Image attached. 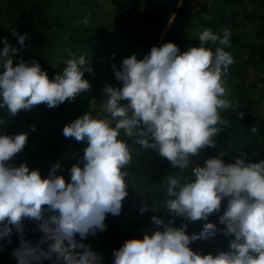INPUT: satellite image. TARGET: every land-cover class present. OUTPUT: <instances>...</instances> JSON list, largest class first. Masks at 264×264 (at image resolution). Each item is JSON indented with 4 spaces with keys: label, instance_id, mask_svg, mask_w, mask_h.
<instances>
[{
    "label": "clouds",
    "instance_id": "obj_1",
    "mask_svg": "<svg viewBox=\"0 0 264 264\" xmlns=\"http://www.w3.org/2000/svg\"><path fill=\"white\" fill-rule=\"evenodd\" d=\"M11 33L25 46L27 33L14 28ZM230 38L228 29L220 35L205 28L198 46L181 52L177 44L167 42L153 46L142 59L133 54L123 58L120 68L113 65L123 86L105 85L102 115L88 111L63 128L65 137L86 143L82 166H71L70 181L57 175L60 162L52 165L47 177L39 169L30 170L27 162L14 166L11 160L25 147L28 133H0V241L11 243L14 231L19 233L20 244L13 249L18 264H43L54 254L62 264H103L102 257L79 242L77 235L83 239L104 231L106 215L121 213L137 143L157 150L176 169H190L191 175L177 172L166 177L169 198L162 207L173 213L172 218L165 221L153 215L151 223L157 229L145 232L142 239L126 240L113 251L112 264H264V160L238 158L225 163L216 156L190 168L192 157L206 146L214 147L220 126L230 123L221 115L234 109L225 87L234 63L226 50ZM210 42L219 46L212 48ZM2 43L0 109H6V114L41 103L55 107L90 89L84 75L93 68L85 55L67 59L61 72L50 79L38 60L14 64L11 54L19 49L7 37ZM4 123L0 118V125ZM224 198L227 207L219 223L226 227L218 228L209 216L220 211ZM148 210V205L139 209L141 214ZM176 216L204 221L202 230L189 235L188 224L174 227ZM25 218L38 222L43 233L39 241L25 239ZM218 231L234 236L226 251L202 255L190 247Z\"/></svg>",
    "mask_w": 264,
    "mask_h": 264
},
{
    "label": "trees",
    "instance_id": "obj_2",
    "mask_svg": "<svg viewBox=\"0 0 264 264\" xmlns=\"http://www.w3.org/2000/svg\"><path fill=\"white\" fill-rule=\"evenodd\" d=\"M111 5L116 7L120 15H125L127 22L125 24L131 38L129 44L133 46L141 43L142 49L139 51L138 59L150 52L153 46H161L167 42H174L180 48L181 52L187 47L198 46L199 39L193 37L188 31L187 26L169 28L170 21L179 16L183 21L192 15H198L202 12H210L208 5L200 6L198 0H110ZM83 6L90 9L88 14H75L68 25H60L59 21L54 20L49 23L50 15L48 11L61 3L69 4V0H0V49L4 47L2 41L5 37L9 43L19 49L12 53L14 64L19 63L21 59L31 61L38 60L42 69L48 72L49 78L61 72L67 59L85 55L90 57L91 52L95 50L96 43L101 44L102 38L99 35H91L95 26H91L90 21L98 15V0H83ZM246 0H225L226 5L237 6L245 4ZM215 9V8H214ZM139 13L142 17L155 28L154 36L147 37L142 35L140 27L133 20V14ZM87 18V23L84 22ZM236 15L225 13L222 9L214 11L212 19L201 21V25L211 28L214 32L220 34V30L230 26L232 30H238ZM184 22V23H185ZM261 36L264 39V16L262 18ZM16 29L20 34H28L25 46H21L17 37L13 36L11 29ZM104 33L105 30L101 28ZM221 35V34H220ZM231 46L237 40L231 36ZM55 45V50L52 45ZM218 45V42L216 43ZM58 53L60 59L54 60ZM234 61L237 57L234 56ZM248 69L252 65L255 71L258 67L264 68V42L260 45L256 55L246 60ZM92 72H85L84 78L90 83V89L82 92L74 100H67L55 107H48L41 103L30 110H21L15 115L6 114V109H0V118L5 123L0 125V133H6L13 136L17 133H28V140L25 147L17 153L11 163L19 166L27 162L30 170L39 169L42 177H47L49 171L57 162L62 164L61 169L57 170V175H63L66 181H70V168L73 164L82 166L83 148L86 146L84 141H76L72 137L63 135L65 125L82 116L85 112H91L94 116L99 113L100 108H92L91 99L99 100L105 98V85L113 87H122V81L115 78L114 71L108 79L105 75L103 65L95 62L91 65ZM264 70V69H263ZM244 71H247L244 67ZM231 66L228 73H231ZM263 83L264 79H258L251 85L239 83V93H250L253 87ZM240 95H234L228 98L231 100L234 109H227L221 115L230 123L220 126V132L213 137L215 146H206L200 153L192 157L191 167L201 166L208 158L221 156L225 163H234L236 159H244L246 162H260L264 160V117L261 121L256 115L255 101L241 100ZM127 102V101H126ZM243 113V115H239ZM35 127V131L32 127ZM253 128L256 131H253ZM129 143H133L129 140ZM148 148H144L138 143L133 147V163L128 168V196L123 201L122 211L119 215L107 214L105 223L107 228L104 231H98L95 235H89L81 239L77 235V240L89 246L102 257L103 264H112L114 259L113 251L120 248L128 239H142L145 232H153L157 226L151 223L153 215H159L167 221L172 218L173 213L167 212L162 207V202L168 199L166 191V177L175 176L177 172L182 176H190V169H176L171 162L159 154L153 152V171L149 176L143 175L139 171L140 162L147 157ZM152 152V151H151ZM129 199L135 202L139 208L144 205L149 206V210L143 214L133 215L125 222L121 218L129 216ZM223 207L219 212L209 216V221L216 223L218 228H224L225 225L219 223V216L223 214L227 207L225 198L222 201ZM47 207V206H45ZM153 207L160 208L159 212H153ZM204 221H191L190 219L176 216L174 227H180L188 224L186 232L191 235L202 230ZM25 239L34 243L39 241L43 233L38 230V222L29 218L23 220ZM223 232L218 231L216 236L210 239H201L193 241L190 247L193 251L200 254H216L218 250H227L228 246L220 242ZM229 237V236H228ZM230 239H234L230 237ZM20 244L19 233L14 231L11 237V243L7 240L0 241V264H18L13 255V249ZM47 248V244L43 245ZM76 251H82L77 249ZM43 264H62L54 254L52 259L45 260Z\"/></svg>",
    "mask_w": 264,
    "mask_h": 264
},
{
    "label": "rangeland",
    "instance_id": "obj_3",
    "mask_svg": "<svg viewBox=\"0 0 264 264\" xmlns=\"http://www.w3.org/2000/svg\"><path fill=\"white\" fill-rule=\"evenodd\" d=\"M83 0H69V4L61 3L58 6H55L53 9L48 11L50 15L49 23H52L54 20L59 21L60 25H68L72 20V16L75 14H88L90 9L87 6H83ZM99 6L97 7V16L95 19L90 21L91 26H95V29L92 31L91 35H99L102 38V43L95 45V50L91 52L88 60L91 65L95 62H98L103 65L105 70V75L108 79L112 76L111 71L113 70V65L117 68L122 66L123 58L130 57L133 54L139 56V51L142 49L143 45L141 43L135 44L134 48L129 44V39L131 38L130 33L127 31L125 26L127 18L125 15H120L116 11V7L111 5L110 0H98ZM199 7L203 5H208L210 7V12H202L201 14H196L188 17L185 21L180 19L179 16L174 17L170 23L169 28H177L181 26H187L188 31L193 37L199 39L200 33L207 27L201 25L203 20H211L213 13L217 9H222L225 13L236 15L237 24L239 25L238 30H232L230 26L220 30L222 35L225 29L230 30L231 36L237 40L236 43L226 50L230 51L232 55L236 56L237 59L231 65L232 72L228 73L225 77V87L226 94L229 97L234 95H240L241 100H250L255 101L256 115H258L263 120L264 117V84H257L256 87H253L250 93H239L238 85L239 83H244L245 85H253L258 79L264 78L263 67H258V70L255 71L252 67L248 69L246 60H250V57L256 55L259 50L260 45L264 42L263 36H261L262 29V18L264 16V0H246L245 4L231 6L226 5L225 0H198ZM215 8V9H214ZM185 22V23H184ZM131 23H135L140 27V32L142 35L147 37H153L155 34V28L148 23L141 14L134 13L133 20ZM101 28L105 30L103 33ZM55 45H52V49L49 52L55 50ZM210 47L215 48L216 43L212 44L210 42ZM54 60L58 61L60 56L58 53L55 54ZM87 66V65H86ZM246 67L247 71H244ZM91 99L92 108H100V103L103 102L104 98L99 100ZM122 104L127 103L126 101H121ZM98 114H101V110ZM147 157L144 161L140 162L139 171L146 176H149L153 171V152H158L148 148ZM152 151V152H151ZM227 202V198H225ZM223 207V202L222 206ZM139 207L135 205V202L132 199H129V216L121 218L123 222L129 220L133 215H139ZM230 237L222 236L220 242L228 246Z\"/></svg>",
    "mask_w": 264,
    "mask_h": 264
},
{
    "label": "crops",
    "instance_id": "obj_4",
    "mask_svg": "<svg viewBox=\"0 0 264 264\" xmlns=\"http://www.w3.org/2000/svg\"><path fill=\"white\" fill-rule=\"evenodd\" d=\"M264 71V70H263ZM264 79V78H263ZM263 84H264V82H263ZM246 101V100H245ZM258 116V115H257Z\"/></svg>",
    "mask_w": 264,
    "mask_h": 264
}]
</instances>
